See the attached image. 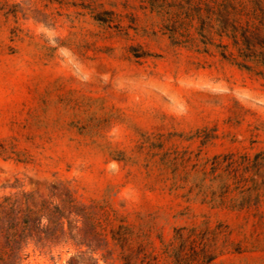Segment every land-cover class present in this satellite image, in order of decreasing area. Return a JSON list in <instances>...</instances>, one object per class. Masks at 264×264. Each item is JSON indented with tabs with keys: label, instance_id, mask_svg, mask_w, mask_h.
Listing matches in <instances>:
<instances>
[{
	"label": "rangeland",
	"instance_id": "374dc122",
	"mask_svg": "<svg viewBox=\"0 0 264 264\" xmlns=\"http://www.w3.org/2000/svg\"><path fill=\"white\" fill-rule=\"evenodd\" d=\"M0 264H264V0H0Z\"/></svg>",
	"mask_w": 264,
	"mask_h": 264
},
{
	"label": "trees",
	"instance_id": "16d2710c",
	"mask_svg": "<svg viewBox=\"0 0 264 264\" xmlns=\"http://www.w3.org/2000/svg\"><path fill=\"white\" fill-rule=\"evenodd\" d=\"M258 33H259V31L255 30V33L252 36H254V38L258 37Z\"/></svg>",
	"mask_w": 264,
	"mask_h": 264
}]
</instances>
